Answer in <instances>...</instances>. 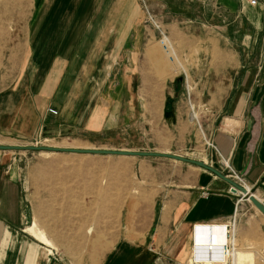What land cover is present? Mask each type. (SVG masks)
Returning <instances> with one entry per match:
<instances>
[{
    "label": "crops",
    "instance_id": "obj_1",
    "mask_svg": "<svg viewBox=\"0 0 264 264\" xmlns=\"http://www.w3.org/2000/svg\"><path fill=\"white\" fill-rule=\"evenodd\" d=\"M149 2L165 8L170 37L182 43L192 88L188 95L183 77L157 79L163 66L155 58L161 50L148 43L136 0H40L26 63L0 90V135L18 140L95 137L116 126L119 109L144 115L145 100H154L155 117L165 115L166 108L170 123H179L189 116L188 96L207 138L264 203L259 184L264 181V0ZM146 81H156L158 88L147 90ZM204 151L210 153V146ZM10 160L0 153V261L11 241L9 229H18L23 218V193ZM187 166L191 169L178 175L179 183L156 189L132 210L137 217L125 220L121 238L98 264H189L195 228L225 222L247 200L211 172ZM12 237L10 264L23 242ZM36 256L37 245H29L23 264H35ZM38 264L67 263L42 259Z\"/></svg>",
    "mask_w": 264,
    "mask_h": 264
},
{
    "label": "rangeland",
    "instance_id": "obj_2",
    "mask_svg": "<svg viewBox=\"0 0 264 264\" xmlns=\"http://www.w3.org/2000/svg\"><path fill=\"white\" fill-rule=\"evenodd\" d=\"M136 1L143 13L142 25L146 29L147 38H150L148 43L153 47L156 44L161 50V56L155 58V61L163 66L162 74L159 77L157 75V79L160 78L163 82L166 77L177 74V77H183L184 92L187 93L185 80H188L189 74L186 76L179 73L184 71L187 74L188 71L179 50L182 43L171 40L166 27L168 18L165 8L153 6L149 0ZM39 2L40 0H0V90L13 83L26 63L28 33L35 14L40 11ZM147 10L152 16L151 19ZM154 23L166 33L171 42L173 41L177 58L183 66L177 72L171 68L170 59L158 43L160 35ZM152 46L149 45V49H154ZM151 68L158 72V69ZM154 80L156 79L152 81ZM150 81H146L145 88L157 89L156 81L148 85ZM187 102L189 116L182 117L179 123H170L171 117L166 113V108L165 115L160 119L155 117L154 100H145L144 115L141 111L138 115L136 109L133 110L134 113L128 109L126 112L125 109H119L121 114L117 115L116 126L111 131L95 137H34L32 140H18L0 135V143L167 150L203 159L214 167L219 166L220 158L214 153L215 150L210 147V153L204 151L205 146L209 147V138L202 130L201 116L198 115L195 105L191 107L188 96ZM142 123L145 124V129ZM0 153L11 159L12 169L18 175L23 193L22 223L18 229L7 228L12 232L11 241L12 236L23 240L18 245L20 251L17 260L13 259V264H23L25 250L31 244L37 245L35 264L42 259L64 260L67 264H98L104 253L121 238L125 220L127 223L137 217V212L132 210L144 205L156 189L174 187L179 183L178 175H186L191 169V166H187L189 164L164 157L24 149L0 150ZM223 172L232 174L228 169ZM259 184L264 187V181ZM236 218L239 222L234 238L237 245L234 256L231 255V248L225 256H221L219 251V245L223 242L220 232L224 231V223L202 224L195 229V249L189 264H264L263 216L249 201L244 200L238 204ZM209 227L212 228L211 235L213 233L210 241ZM40 234L49 240L50 245L37 237ZM11 241L5 248L6 253L0 264L11 263V256L7 252L9 247L15 246ZM14 249L15 247L13 251Z\"/></svg>",
    "mask_w": 264,
    "mask_h": 264
},
{
    "label": "water",
    "instance_id": "obj_3",
    "mask_svg": "<svg viewBox=\"0 0 264 264\" xmlns=\"http://www.w3.org/2000/svg\"><path fill=\"white\" fill-rule=\"evenodd\" d=\"M177 80L181 77H177ZM32 150V151H52V152H70V153H80V154H98V155H117V156H138V157H166L171 158L177 161L186 162L189 164L196 165L201 167L209 172H211L216 177L221 178L229 184V191L233 194L240 193L242 196H245L252 205L257 208L264 215V203L256 197V195L249 190L246 186L240 185L227 176L218 168L214 167L211 164H208L206 161L187 157L181 154H176L172 152L165 151H156V150H133L126 148H84V147H57L51 145H22V144H2L0 143V150Z\"/></svg>",
    "mask_w": 264,
    "mask_h": 264
},
{
    "label": "built area",
    "instance_id": "obj_4",
    "mask_svg": "<svg viewBox=\"0 0 264 264\" xmlns=\"http://www.w3.org/2000/svg\"><path fill=\"white\" fill-rule=\"evenodd\" d=\"M255 2H256V0H250V3H252V4H254ZM147 12H148V10H147ZM148 14H149V12H148ZM149 17H150V19L152 18V16L150 14H149ZM156 26L158 27L159 35H160L158 38V41L160 42V45L162 46L163 50L169 53V51H170L169 44L171 41L169 40L166 33L162 29H160V27L158 25H156ZM169 57L173 58V55L169 54ZM185 88L187 90V95H188L189 94V88L187 85V80H185ZM48 111L51 113H56V110H54L52 108H49ZM193 111H194V109H192V112ZM210 146L215 150V152L218 154V156L220 158V164H222L221 167L223 169H219V168L218 169L221 170L222 172L225 171L226 169H228V171H230L232 174H226L225 173L227 176H229L232 179H234L235 181H237V183H239L240 185H243V186H246L247 188H249L247 186L246 182L244 181L241 173L236 171L232 167V165L229 163V160L220 154V152L218 151L216 146L212 143V141H210ZM209 164H211V163H209ZM249 190H250V188H249ZM236 210L234 211V213L231 217H229L225 222H223L224 223V231H225L224 232V238L226 241L224 242V244H222V247H220V253H222V254L224 252L228 251L229 248L233 249V240L236 236V231L238 229V222H239V219L236 218Z\"/></svg>",
    "mask_w": 264,
    "mask_h": 264
},
{
    "label": "bare ground",
    "instance_id": "obj_5",
    "mask_svg": "<svg viewBox=\"0 0 264 264\" xmlns=\"http://www.w3.org/2000/svg\"><path fill=\"white\" fill-rule=\"evenodd\" d=\"M172 40V39H171ZM173 42V41H172ZM172 42H170V44H169V49H170V51H169V53L168 52H166V51H164L165 52V54L167 55V57L170 59V61H171V68L175 71V72H177L179 69H182L183 68V66H182V64L180 63V61H179V59L177 58V52H176V50H175V47H174V45L172 44ZM158 43H160L159 41H158ZM162 47V46H161ZM163 49V48H162ZM169 54H171V55H173V58H170L169 57ZM184 72V71H183ZM185 74H186V72H184ZM186 76H187V74H186ZM188 88L190 89V87H189V85H188ZM210 142V141H209ZM209 144V146H210V143H208ZM57 147H59V146H57ZM211 147V146H210ZM41 151H43V150H41ZM45 152H52V151H45ZM203 160V159H202ZM248 200V199H247ZM251 203V202H250ZM252 204V203H251ZM257 209V208H256ZM258 210V209H257ZM259 211V210H258ZM260 212V211H259ZM261 213V212H260ZM262 214V213H261ZM263 215V214H262ZM196 229V228H195ZM208 233H209V241L211 240V232H212V228L211 227H209L208 228ZM224 232L225 231H223V233H222V238H223V242H222V244H224V242L226 241L225 240V238H224ZM37 237L42 241V242H44L45 244H47V245H50V242H49V240L44 236V235H37ZM222 244H220L219 245V251H220V247H222ZM236 247H237V245H236V240L234 239L233 240V249H232V252H231V255L233 254V256L235 255V250H236ZM194 249H195V247H194ZM193 249V250H194ZM230 249V248H229ZM229 249H228V251H229ZM228 251H226V252H224L223 254L221 253V256H225L227 253H228Z\"/></svg>",
    "mask_w": 264,
    "mask_h": 264
},
{
    "label": "trees",
    "instance_id": "obj_6",
    "mask_svg": "<svg viewBox=\"0 0 264 264\" xmlns=\"http://www.w3.org/2000/svg\"><path fill=\"white\" fill-rule=\"evenodd\" d=\"M181 79H182V77H181ZM181 79H179V80H181Z\"/></svg>",
    "mask_w": 264,
    "mask_h": 264
}]
</instances>
